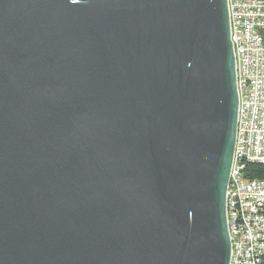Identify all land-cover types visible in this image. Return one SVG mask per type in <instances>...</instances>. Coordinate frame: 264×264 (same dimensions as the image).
<instances>
[{
    "label": "water",
    "instance_id": "obj_1",
    "mask_svg": "<svg viewBox=\"0 0 264 264\" xmlns=\"http://www.w3.org/2000/svg\"><path fill=\"white\" fill-rule=\"evenodd\" d=\"M228 21L226 0H0V264H229Z\"/></svg>",
    "mask_w": 264,
    "mask_h": 264
},
{
    "label": "built area",
    "instance_id": "obj_2",
    "mask_svg": "<svg viewBox=\"0 0 264 264\" xmlns=\"http://www.w3.org/2000/svg\"><path fill=\"white\" fill-rule=\"evenodd\" d=\"M238 112L226 195L229 264H264V179L244 177L264 166V0H226Z\"/></svg>",
    "mask_w": 264,
    "mask_h": 264
},
{
    "label": "trees",
    "instance_id": "obj_3",
    "mask_svg": "<svg viewBox=\"0 0 264 264\" xmlns=\"http://www.w3.org/2000/svg\"><path fill=\"white\" fill-rule=\"evenodd\" d=\"M243 174L244 177L249 180L264 179V166L256 164H246Z\"/></svg>",
    "mask_w": 264,
    "mask_h": 264
}]
</instances>
